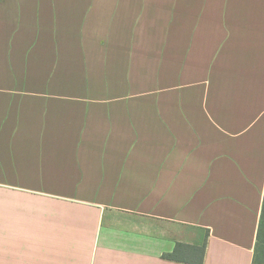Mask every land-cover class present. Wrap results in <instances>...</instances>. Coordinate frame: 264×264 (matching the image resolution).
<instances>
[{
	"label": "crops",
	"instance_id": "crops-1",
	"mask_svg": "<svg viewBox=\"0 0 264 264\" xmlns=\"http://www.w3.org/2000/svg\"><path fill=\"white\" fill-rule=\"evenodd\" d=\"M263 195L264 0H0V264H259Z\"/></svg>",
	"mask_w": 264,
	"mask_h": 264
},
{
	"label": "trees",
	"instance_id": "trees-1",
	"mask_svg": "<svg viewBox=\"0 0 264 264\" xmlns=\"http://www.w3.org/2000/svg\"><path fill=\"white\" fill-rule=\"evenodd\" d=\"M178 246H180V244H178ZM203 249L204 246L199 247L200 259L198 260L197 264L202 263ZM176 251H177V246L175 248L174 253L166 255V257L178 260L179 258L175 256ZM253 260L255 263L264 264V195H263V202L261 206V212H260V217L256 232V242L254 246Z\"/></svg>",
	"mask_w": 264,
	"mask_h": 264
}]
</instances>
